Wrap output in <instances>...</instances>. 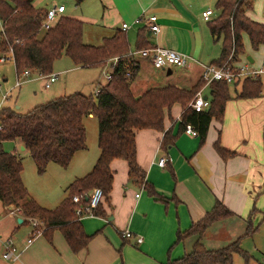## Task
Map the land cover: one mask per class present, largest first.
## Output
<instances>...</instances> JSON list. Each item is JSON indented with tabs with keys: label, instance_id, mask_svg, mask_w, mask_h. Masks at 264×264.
<instances>
[{
	"label": "crops",
	"instance_id": "0c3cea01",
	"mask_svg": "<svg viewBox=\"0 0 264 264\" xmlns=\"http://www.w3.org/2000/svg\"><path fill=\"white\" fill-rule=\"evenodd\" d=\"M213 1L216 0H100L101 14L87 19L105 29L107 36L103 37L101 44L104 38L113 36L116 30H122L127 35L132 52L138 50L140 34L144 33V41L149 48L158 46L192 57L193 66L182 69L184 72L178 76H174V67L161 69L166 73L163 83H169L168 78H175L179 84L173 86L190 89L200 81L203 66L211 65L220 57L211 58L213 54L209 52L207 42L210 37L215 41L219 39L212 36L209 22L203 18L206 10L213 9ZM213 12L212 20L216 16V12ZM151 15L158 18L161 29L158 34L151 33L144 21L137 23V20H144ZM75 19L82 21L84 17ZM124 24L129 28L124 30ZM243 41L245 53L233 63L248 61L254 67L263 65L264 46L257 50H262L257 59V52L250 46L246 35ZM131 58L137 74L147 64L155 68L148 58ZM104 69L111 72L109 66ZM33 74L38 75L37 78L42 80L46 90L60 76L57 73V81L47 89L46 79L39 78L41 75L38 72L32 71L31 76ZM137 74L131 85L132 92L134 86H137L138 94L133 92L136 97L151 88L169 85L154 83L151 88L138 87L140 83H136ZM263 76L259 78L261 82ZM238 84L242 88L241 82ZM235 92L238 91L235 89ZM198 93L210 101L209 85H204ZM231 96V100L226 103L223 119L212 118L202 145L199 136L180 132L184 111L180 104H175L166 112L165 131L171 130L175 137L172 145L164 148L165 132L151 129L136 132L137 161L144 173V181L140 184L130 180L126 161L117 159L111 163L114 181L109 196L104 197L99 207L101 214L79 220L91 240L78 253L71 250L60 228L44 233L26 247L32 231L30 218L20 213L15 205H4L0 200V264H167L169 260L181 258L193 244L189 240L176 243L178 231L183 233L202 220L216 203H221L233 213V216L220 222L226 226L228 223L247 226L246 221L254 210L256 216L261 214L263 218L264 95L261 92L257 98L240 99L237 93L231 92ZM4 108L15 110L20 106ZM15 142L19 143L22 151H27L19 141ZM217 142L235 155L228 159L222 158L215 148ZM14 154L22 160L18 153ZM99 155L98 145L91 154L86 148L76 153L67 168L50 164L46 172L43 175L37 173V177L32 173L25 174L22 161V177L29 196L42 207L57 208L68 196L70 185L93 170ZM162 156L168 158L165 167L158 165ZM55 166L67 171L66 178L58 169H53ZM63 187L61 195L59 188ZM19 219H22L21 223ZM126 231L132 233L130 238L124 236ZM138 237L142 238L141 243L137 242ZM205 239L206 235L203 243ZM7 240H12L21 251L18 261L3 259Z\"/></svg>",
	"mask_w": 264,
	"mask_h": 264
},
{
	"label": "trees",
	"instance_id": "16d2710c",
	"mask_svg": "<svg viewBox=\"0 0 264 264\" xmlns=\"http://www.w3.org/2000/svg\"><path fill=\"white\" fill-rule=\"evenodd\" d=\"M250 1L216 0L217 14L209 22V28L212 36L222 40V51L212 64L220 66L230 58L231 62H237L245 53L244 35L253 50L264 46V23L248 15L253 7ZM46 14L47 10L37 8L34 0H0V60L11 59L18 74L29 69L42 76L49 75L54 63L63 56L69 57L78 67L101 69L111 59H120L113 70L112 80L100 88L96 97L82 93L60 96L25 114L11 108L0 110V200L4 205H15L27 218H38L44 222V233L60 228L71 250L78 253L88 246L91 236L84 232L75 216L73 196L79 195L82 203L86 204L87 196L96 187L103 190L104 197L109 196L114 181L110 165L117 159L128 163L130 180L141 184L144 173L137 161L136 132L147 129L165 132L164 148L172 145L175 137L171 130L165 131V118L166 112L175 104L184 109L180 132L185 131L186 125H192L202 145L212 118L223 119L226 103L232 98L230 86L233 84L212 82L209 85L210 108L201 112L195 111L189 103L204 86L203 80L190 89L167 85L151 88L136 97L131 85L137 69L133 58L129 57L131 49L124 31L116 30L99 46L87 45L83 40L82 21L61 17L50 29L44 30L42 24ZM142 49H150L144 41V33L140 34L138 45V50ZM240 82L242 88L237 93L238 98L254 99L261 95V79L246 78L235 85ZM90 115L96 117L99 124L100 155L93 170L70 185L68 196L57 208L42 207L29 196L22 177V160L7 152L4 143L19 141L31 155L39 175H43L50 164L67 168L76 153L87 148L84 119ZM215 148L224 159L235 155L219 142ZM99 207L95 215L101 214ZM255 211L246 221L244 236H250L257 230L253 226ZM231 216L230 210L216 203L202 220L183 233L178 231L176 243L192 237L193 244L181 258L169 260L167 264H234L235 254L249 258L240 246L242 237L219 249H208L203 243L211 225ZM261 223H264V216Z\"/></svg>",
	"mask_w": 264,
	"mask_h": 264
},
{
	"label": "rangeland",
	"instance_id": "374dc122",
	"mask_svg": "<svg viewBox=\"0 0 264 264\" xmlns=\"http://www.w3.org/2000/svg\"><path fill=\"white\" fill-rule=\"evenodd\" d=\"M250 2L253 6L250 12V17L256 21L264 23V1L251 0ZM34 5L37 8L47 11L55 6H64L66 8L64 16L75 18L84 17V19H81L84 22L83 40L87 45L98 46L101 44L103 37L107 36L105 29L99 28L90 23L87 19L88 17H98L101 14L102 8L100 0H34ZM215 5L216 1H213V3L211 2L212 10L217 14ZM244 40L247 51L246 37ZM207 46L209 47V52L213 54V57L211 58L220 56L222 40L215 41L210 37ZM261 52L262 50L257 52V59L260 58ZM228 61H231V58L228 59ZM230 64H232V62H230ZM105 72H108V70L104 71L101 68L78 67L74 65L69 57L64 56L57 60L53 65L52 74L58 73L60 76L59 80L54 83L49 90L44 88L43 82L37 78V74H33L29 80L21 86V88H17L16 82L18 73L16 72L14 62L11 59L0 60V110L4 107H15L18 105L20 108L15 110L21 114H25L34 107L45 104L46 102L60 96L82 93L86 96L92 95L93 97H96L97 89L106 84ZM183 72L184 70L174 67V76H178ZM164 75H166V73L163 70L155 69L147 64L146 68H142L140 73L137 74L136 83H140L138 87L145 86V88H151L154 83L161 85L179 84L175 78H168L167 82L169 83H163L165 79ZM200 80H202V77ZM262 83V92L264 95V76L262 77ZM134 87L133 92L136 95L138 94V89L137 86ZM230 87L232 88L231 92L233 94L238 93L241 89L239 84ZM235 89L238 92H235ZM8 92H11L10 97L7 100H3V95ZM84 124L87 130L88 153L91 154L97 149L99 124L96 117H86L84 119ZM4 149L10 153H18L22 158L25 174L32 173L37 177L36 166L31 155L27 151H22L19 143H16L15 141H7L4 143ZM55 167L53 169H58L57 171L66 178L65 175L67 171L65 172L64 169ZM63 191L64 187L61 189L59 188V193L61 195H63ZM221 221H218L209 227V231L206 232V239L204 242L205 247L208 249L224 247L242 237L240 246L242 250L247 252L249 258L244 257L242 254H235L234 264H264V223H261V214L258 216L255 215L253 225L257 230L250 236H244L246 226H242V224L237 225L236 223H232V225L228 223V226H226V224H221ZM187 240L190 242L193 241L192 237Z\"/></svg>",
	"mask_w": 264,
	"mask_h": 264
},
{
	"label": "built area",
	"instance_id": "2783aa9c",
	"mask_svg": "<svg viewBox=\"0 0 264 264\" xmlns=\"http://www.w3.org/2000/svg\"><path fill=\"white\" fill-rule=\"evenodd\" d=\"M65 12H66V8L64 6H58V7L55 6L54 8L48 10L46 14V18L42 24V28L44 30L50 29L57 22L58 19H60L61 17H66L64 16ZM213 13L214 12L212 9L206 10L203 13L204 20L207 22L212 21ZM143 21L146 23L151 33L158 34L160 32L161 29L158 23L157 16L151 15L144 20L139 19L137 20V23H142ZM128 28L129 26L127 24L123 25L124 30ZM135 56H141L150 59L152 65L156 69H165L168 67L187 69L193 66L194 64V59L192 57L174 50H170L158 46H155L150 49L135 50L129 53V57H135ZM119 59L120 58L115 57L108 62V65L106 67L109 66L111 68V72H105V78L107 82L112 80V73L114 68L118 64ZM230 62L231 61H227L220 66L214 64L203 66L202 80L205 82V86L210 85L212 82H218V81L226 82L228 84H235L236 82L246 78L258 79L262 75H264V63L260 67H254L248 61L242 64H236L233 62L232 64H230ZM105 70L106 69H104V71ZM31 72H32L31 70L27 69L23 71L21 74H18L16 87H19L24 82H26L30 78ZM127 75H129V73ZM39 78L46 79L45 87L49 89L51 87V84L57 81L58 75L57 74H49L45 76L41 75ZM99 91L100 90H97V93H99ZM9 93L10 92L3 95V100H6L8 98ZM190 106L195 111L201 112L210 108V101L205 100L203 95L201 93H198L191 102ZM1 129L2 128L0 127V130ZM184 132L193 137L198 136V132L192 125H186ZM167 162H168V158L162 156L158 161V165L160 167H165ZM136 197L139 198L140 195H136ZM103 199H104V192L101 188L98 187L92 189L91 193L88 195L86 199L87 201L86 204L82 203V200L79 195H74L73 203L76 205V211H75L76 218L80 220L86 217H94L95 211L101 205ZM29 223L32 227V231L30 233V237L26 241V247L31 245L37 238L42 236L45 231V225L43 222L39 221V219L30 218ZM124 236L130 238L132 236V233L130 231H126ZM137 242L141 243L142 238L138 237ZM4 246H5V251L2 255L4 260L18 261L20 259L21 251H19V249L14 246L12 240H7Z\"/></svg>",
	"mask_w": 264,
	"mask_h": 264
},
{
	"label": "water",
	"instance_id": "95a60500",
	"mask_svg": "<svg viewBox=\"0 0 264 264\" xmlns=\"http://www.w3.org/2000/svg\"><path fill=\"white\" fill-rule=\"evenodd\" d=\"M171 71L169 70V73H170ZM204 99L205 100H208V97H204ZM22 222V219H19V223H21Z\"/></svg>",
	"mask_w": 264,
	"mask_h": 264
}]
</instances>
